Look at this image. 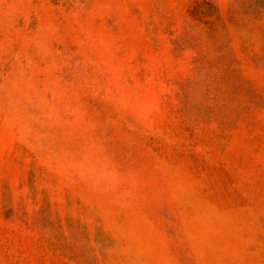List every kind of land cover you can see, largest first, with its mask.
<instances>
[{"label": "rangeland", "instance_id": "374dc122", "mask_svg": "<svg viewBox=\"0 0 264 264\" xmlns=\"http://www.w3.org/2000/svg\"><path fill=\"white\" fill-rule=\"evenodd\" d=\"M0 264H264V0H0Z\"/></svg>", "mask_w": 264, "mask_h": 264}]
</instances>
